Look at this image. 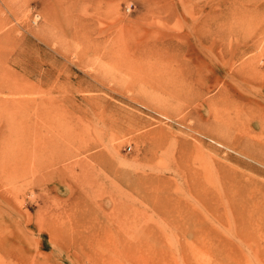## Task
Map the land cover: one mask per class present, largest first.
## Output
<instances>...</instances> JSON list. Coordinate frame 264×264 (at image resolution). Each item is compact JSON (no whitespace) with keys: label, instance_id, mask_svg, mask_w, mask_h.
Listing matches in <instances>:
<instances>
[{"label":"rangeland","instance_id":"374dc122","mask_svg":"<svg viewBox=\"0 0 264 264\" xmlns=\"http://www.w3.org/2000/svg\"><path fill=\"white\" fill-rule=\"evenodd\" d=\"M242 67L264 0H0V264H264Z\"/></svg>","mask_w":264,"mask_h":264},{"label":"bare ground","instance_id":"6f19581e","mask_svg":"<svg viewBox=\"0 0 264 264\" xmlns=\"http://www.w3.org/2000/svg\"><path fill=\"white\" fill-rule=\"evenodd\" d=\"M103 3V2H102ZM226 67V66H225ZM225 70V69H224ZM228 70V69H227ZM220 73V72H219ZM222 74V72H221ZM227 75V74H226ZM224 76V75H223ZM232 78H234L237 82L236 87L238 88V90L240 91V94L238 95L240 98L243 99H250V103L247 105L248 109L250 111V114H252L253 116H257V115H262V113H264V83L263 84H254L256 83L257 80L260 81L261 78L264 77V75L262 73H259L258 71H253V70H248L245 67H242L238 70H236L233 74V76H231ZM230 83V82H229ZM228 85V84H227ZM232 85V84H231ZM239 98V99H240ZM243 110V109H242ZM232 125V124H231ZM235 126V125H234ZM238 126V125H237ZM242 127V126H241ZM240 127V128H241ZM252 127L256 130H260L257 131V134H251L249 131L247 132V137H250L253 139V141L255 140L257 142L256 145L259 146V148H262V150L264 151V122L258 125H254L252 123ZM239 128V127H237ZM247 129V128H246ZM242 130V129H240ZM245 134V133H244ZM246 135V134H245ZM242 137V134L241 136ZM238 138V137H237ZM241 139V138H240ZM245 140V139H244ZM252 141V140H251ZM252 141V142H253ZM242 143V142H241ZM250 144H252L251 142H248ZM254 147V146H253ZM251 148V147H250ZM257 148V149H259ZM256 149V150H257ZM242 150H247L246 151V155H248L249 157L261 161L264 160V153H257V151L253 153L252 151H249L247 148H244ZM67 157V154H66ZM56 172V171H55ZM54 173V172H53ZM55 174V173H54ZM53 176V175H52ZM219 260V259H218ZM221 260V259H220ZM216 261V260H215ZM223 261V259L221 260ZM218 262V261H217ZM207 264V263H206ZM221 264V262H220Z\"/></svg>","mask_w":264,"mask_h":264}]
</instances>
